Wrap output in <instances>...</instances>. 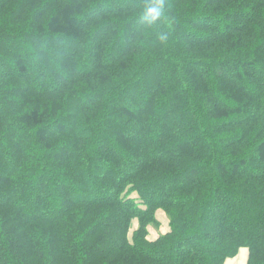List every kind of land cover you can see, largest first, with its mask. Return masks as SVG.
Here are the masks:
<instances>
[{
    "label": "trees",
    "instance_id": "trees-1",
    "mask_svg": "<svg viewBox=\"0 0 264 264\" xmlns=\"http://www.w3.org/2000/svg\"><path fill=\"white\" fill-rule=\"evenodd\" d=\"M241 250L264 264V0H0V264Z\"/></svg>",
    "mask_w": 264,
    "mask_h": 264
},
{
    "label": "rangeland",
    "instance_id": "rangeland-1",
    "mask_svg": "<svg viewBox=\"0 0 264 264\" xmlns=\"http://www.w3.org/2000/svg\"><path fill=\"white\" fill-rule=\"evenodd\" d=\"M157 219L159 221V226H152L149 228V239L155 240L160 235H163L169 231V219L163 210L157 212ZM138 228L137 222H134L131 231L130 237L132 238L134 231ZM247 253V255H245ZM248 259V251H241V253L235 258L228 261L227 264H246Z\"/></svg>",
    "mask_w": 264,
    "mask_h": 264
},
{
    "label": "crops",
    "instance_id": "crops-1",
    "mask_svg": "<svg viewBox=\"0 0 264 264\" xmlns=\"http://www.w3.org/2000/svg\"><path fill=\"white\" fill-rule=\"evenodd\" d=\"M241 251H245V250H241ZM241 253V252H240ZM245 255H247V253H245ZM228 261H230V260H228ZM228 261L226 262V264L228 263ZM246 264H247V262H246Z\"/></svg>",
    "mask_w": 264,
    "mask_h": 264
},
{
    "label": "clouds",
    "instance_id": "clouds-1",
    "mask_svg": "<svg viewBox=\"0 0 264 264\" xmlns=\"http://www.w3.org/2000/svg\"><path fill=\"white\" fill-rule=\"evenodd\" d=\"M150 11H151V12H156V9H151Z\"/></svg>",
    "mask_w": 264,
    "mask_h": 264
}]
</instances>
